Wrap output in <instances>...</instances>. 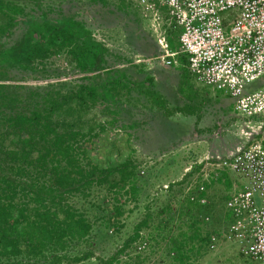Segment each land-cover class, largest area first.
Returning <instances> with one entry per match:
<instances>
[{
    "label": "rangeland",
    "instance_id": "1",
    "mask_svg": "<svg viewBox=\"0 0 264 264\" xmlns=\"http://www.w3.org/2000/svg\"><path fill=\"white\" fill-rule=\"evenodd\" d=\"M11 1L29 6L36 1L62 5L66 17L81 21L105 45L109 64L125 69L137 81L127 95L117 88L106 89L90 107H78L72 101L56 111L60 121L67 120L86 133L91 161L103 167L125 159L135 164L136 198L127 194L117 201L113 193L97 186L88 196L72 199L91 229L89 243H68L69 250L72 254L81 250L94 253L74 264H100L97 258L118 251L138 226V238L118 253L121 260L174 264V236L182 229L190 231V225L182 222L184 192L180 184L187 173L189 177L197 174L199 163L230 155L252 138L264 136V75L246 83L213 80L204 69L192 71L178 45L190 18L186 5L175 6L182 0H107L106 6L90 0ZM4 21L0 14V23ZM21 70L25 79L0 81L4 83L0 87V120L43 104L48 93L69 90L81 76L65 52L21 65ZM150 78L152 84L145 83ZM90 126L93 130L88 134ZM3 135L9 145L12 137L6 131ZM235 179L234 173L224 176L228 184ZM225 183L217 182L206 197L216 229L227 226L223 204L232 186ZM119 201L125 205L121 216L112 208ZM1 264L29 263L12 258ZM40 264L51 262L43 259ZM197 264H247V260L235 245L220 240Z\"/></svg>",
    "mask_w": 264,
    "mask_h": 264
},
{
    "label": "trees",
    "instance_id": "2",
    "mask_svg": "<svg viewBox=\"0 0 264 264\" xmlns=\"http://www.w3.org/2000/svg\"><path fill=\"white\" fill-rule=\"evenodd\" d=\"M90 1L108 4L107 0ZM51 10H56L55 15ZM0 14L6 18L0 23L1 82L25 79L21 65L59 52L67 53L81 74L69 90L48 93L43 104L0 120V264L12 258L29 264H40L43 259L51 264L84 261L94 253L81 250L72 254L68 243H89L91 225L72 199L88 196L97 186L113 193L117 201L127 194L136 198L135 164L130 159L109 167L94 163L87 156L86 133L55 114L72 101L78 107H90L106 89L117 88L127 95L137 81L125 69L109 64L105 45L81 21L66 17L62 5L36 1L29 6L0 0ZM145 83L152 84V78ZM92 130L90 126L87 133ZM5 131L12 137L9 145L4 143ZM182 197V222L190 225V231L182 229L174 236V264H197L210 251L209 238L216 231L214 215L208 209L209 201L200 204ZM112 208L121 216L125 205L119 201ZM138 236L139 226L118 251L98 257L100 264H127L118 253Z\"/></svg>",
    "mask_w": 264,
    "mask_h": 264
},
{
    "label": "built area",
    "instance_id": "3",
    "mask_svg": "<svg viewBox=\"0 0 264 264\" xmlns=\"http://www.w3.org/2000/svg\"><path fill=\"white\" fill-rule=\"evenodd\" d=\"M176 2L177 7L186 5L190 13L178 45L192 71L204 69L213 80L246 83L264 75V0ZM236 90L240 92L239 87ZM199 165L197 174L181 187L192 202L205 204L207 185L222 181L223 173L236 175L234 190L224 202L227 226L211 233L209 248L223 240L235 245L247 264L263 263L264 136L252 138L230 155L215 156ZM208 220L205 216L204 221Z\"/></svg>",
    "mask_w": 264,
    "mask_h": 264
},
{
    "label": "crops",
    "instance_id": "4",
    "mask_svg": "<svg viewBox=\"0 0 264 264\" xmlns=\"http://www.w3.org/2000/svg\"><path fill=\"white\" fill-rule=\"evenodd\" d=\"M222 176L224 177V176H225V173H223ZM218 182H221V181L218 179ZM222 182L225 183V180L222 179ZM228 182H230V181H229V180H228V181L226 180V183H225V184H226L228 187H231V186H232V187H231V188H228V193H227V192L225 193V194H226V195H225V200H226V198L228 197V194L234 190L233 188H234V186H235V185H233L232 183H231V184H228ZM216 183H217V182H215V183H210L209 185H207V187H208V188H207V192H206L207 194L209 193V190H210L212 187L215 186ZM229 185H231V186H229ZM225 200H224V201H225ZM225 216H226V215H225ZM258 264H264V262H263V263H258Z\"/></svg>",
    "mask_w": 264,
    "mask_h": 264
}]
</instances>
